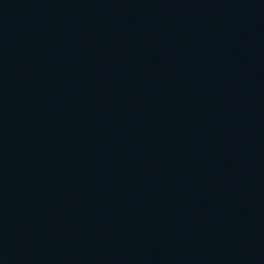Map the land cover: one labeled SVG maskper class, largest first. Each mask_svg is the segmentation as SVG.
Listing matches in <instances>:
<instances>
[{
  "label": "water",
  "instance_id": "water-1",
  "mask_svg": "<svg viewBox=\"0 0 264 264\" xmlns=\"http://www.w3.org/2000/svg\"><path fill=\"white\" fill-rule=\"evenodd\" d=\"M0 264H264V0H0Z\"/></svg>",
  "mask_w": 264,
  "mask_h": 264
}]
</instances>
